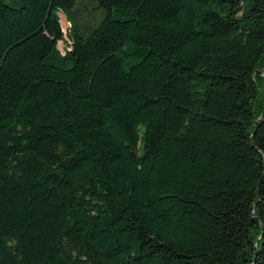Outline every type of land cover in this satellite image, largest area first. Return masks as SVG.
I'll use <instances>...</instances> for the list:
<instances>
[{"label":"trees","instance_id":"trees-1","mask_svg":"<svg viewBox=\"0 0 264 264\" xmlns=\"http://www.w3.org/2000/svg\"><path fill=\"white\" fill-rule=\"evenodd\" d=\"M90 1L0 0V264H264V0Z\"/></svg>","mask_w":264,"mask_h":264},{"label":"rangeland","instance_id":"rangeland-1","mask_svg":"<svg viewBox=\"0 0 264 264\" xmlns=\"http://www.w3.org/2000/svg\"><path fill=\"white\" fill-rule=\"evenodd\" d=\"M76 11L77 17L81 22L95 23L101 16V12L95 8V5L90 0H78ZM58 17L62 31L64 34H66L69 27L67 18L62 12L58 13ZM57 47L58 50L63 54L67 48V45L62 42H58Z\"/></svg>","mask_w":264,"mask_h":264}]
</instances>
